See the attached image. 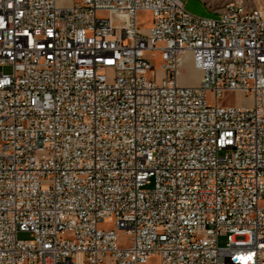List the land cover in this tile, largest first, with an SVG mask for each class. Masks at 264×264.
<instances>
[{"label":"built area","instance_id":"1","mask_svg":"<svg viewBox=\"0 0 264 264\" xmlns=\"http://www.w3.org/2000/svg\"><path fill=\"white\" fill-rule=\"evenodd\" d=\"M187 1L0 0V264H264V7Z\"/></svg>","mask_w":264,"mask_h":264},{"label":"rangeland","instance_id":"2","mask_svg":"<svg viewBox=\"0 0 264 264\" xmlns=\"http://www.w3.org/2000/svg\"><path fill=\"white\" fill-rule=\"evenodd\" d=\"M233 0H188L186 3L187 9L190 11L203 15V16H210L215 17L217 16L216 12L221 10L228 2ZM259 4L263 5L264 7V0H256ZM140 24L144 27L145 31L150 26L151 14L149 12H140L138 15ZM152 63L155 65L154 71L157 75V81L160 83L162 79V60L161 57L157 54L156 57L152 58ZM0 71L4 73H12V68L10 66H0ZM109 80L113 79V72L109 71L108 73ZM201 77V73L194 68L192 63L188 64L181 76V81L185 84H196L199 82ZM211 100V98H210ZM223 102L228 104H234L236 106H244V105H253V97L251 95H247L245 92H232L227 94ZM153 183L148 185V187H152ZM264 204V203H263ZM114 221L113 220H106L104 223L101 224L102 228H111L113 227ZM20 239H28L30 238V233L22 232L19 233ZM120 242L122 244H128L130 242L129 236L127 233L121 232L120 233ZM226 237H221L220 245L223 246L226 244ZM108 264H111L110 262ZM150 264H157V259L153 258L150 261Z\"/></svg>","mask_w":264,"mask_h":264}]
</instances>
